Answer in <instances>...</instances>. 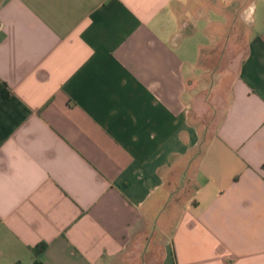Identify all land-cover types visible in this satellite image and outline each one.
I'll return each instance as SVG.
<instances>
[{
  "label": "crops",
  "instance_id": "crops-1",
  "mask_svg": "<svg viewBox=\"0 0 264 264\" xmlns=\"http://www.w3.org/2000/svg\"><path fill=\"white\" fill-rule=\"evenodd\" d=\"M139 257L264 264V0H0V264Z\"/></svg>",
  "mask_w": 264,
  "mask_h": 264
},
{
  "label": "rangeland",
  "instance_id": "rangeland-1",
  "mask_svg": "<svg viewBox=\"0 0 264 264\" xmlns=\"http://www.w3.org/2000/svg\"><path fill=\"white\" fill-rule=\"evenodd\" d=\"M237 50L230 49L227 52H220L213 55L212 60H205L203 64L208 69L205 75L199 77L194 84L197 95L196 108L192 113L195 120L203 123L210 131L217 125L227 105L229 82L241 57ZM139 260L138 264H142V262L149 264L148 257H139Z\"/></svg>",
  "mask_w": 264,
  "mask_h": 264
},
{
  "label": "trees",
  "instance_id": "trees-1",
  "mask_svg": "<svg viewBox=\"0 0 264 264\" xmlns=\"http://www.w3.org/2000/svg\"><path fill=\"white\" fill-rule=\"evenodd\" d=\"M43 245H42V248H40L39 252H37V254H40V252L43 250Z\"/></svg>",
  "mask_w": 264,
  "mask_h": 264
}]
</instances>
